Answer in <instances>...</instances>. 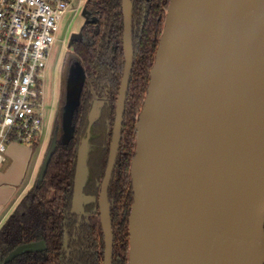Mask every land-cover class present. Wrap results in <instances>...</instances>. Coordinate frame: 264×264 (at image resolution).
<instances>
[{
	"label": "water",
	"instance_id": "1",
	"mask_svg": "<svg viewBox=\"0 0 264 264\" xmlns=\"http://www.w3.org/2000/svg\"><path fill=\"white\" fill-rule=\"evenodd\" d=\"M122 5L126 65L100 194L104 264H114L109 189L134 67L133 0ZM82 14L96 21L88 7ZM81 37L73 33L70 44ZM82 70L68 78L63 131L59 137L58 125L53 133L37 185L59 140L75 136ZM98 106L78 151L77 213L92 199L84 189ZM136 130L130 264H264V0H171ZM45 247L21 244L7 261Z\"/></svg>",
	"mask_w": 264,
	"mask_h": 264
},
{
	"label": "trees",
	"instance_id": "2",
	"mask_svg": "<svg viewBox=\"0 0 264 264\" xmlns=\"http://www.w3.org/2000/svg\"><path fill=\"white\" fill-rule=\"evenodd\" d=\"M136 23V62L130 92L128 94L124 133L120 153L110 187L113 203L112 218L115 229L114 264H130L129 215L134 193L131 177V163L137 146L136 123L143 108L150 82V71L154 64L165 19L171 0H133ZM123 0H89L88 7L98 15L96 24L86 30V38L76 42L74 51L85 67L86 79H99L96 88L85 89L75 112V136L68 142L59 140L45 179L40 185L36 181L23 196L14 211L0 228V264H64L66 249L65 235L86 237L78 242L72 264H104V234L93 217L84 218L78 228L79 215L72 213L75 193V177L78 151L87 136L91 100L96 94L109 91L115 101L123 76L125 63L122 46L124 30ZM94 26V27H93ZM118 65L112 88L108 85L111 67ZM100 110L90 136V150L87 165L89 178L84 192L98 195V184L105 176L112 129L107 118L114 119L115 104ZM62 112L56 126L61 124ZM55 126V128H56ZM54 128V130H55ZM54 133V132H53ZM62 134L60 127L59 137ZM97 198V197H95ZM97 203H91L86 210H93ZM45 241L44 250L25 251L10 261L8 255L19 245ZM71 240V239H70Z\"/></svg>",
	"mask_w": 264,
	"mask_h": 264
},
{
	"label": "built area",
	"instance_id": "3",
	"mask_svg": "<svg viewBox=\"0 0 264 264\" xmlns=\"http://www.w3.org/2000/svg\"><path fill=\"white\" fill-rule=\"evenodd\" d=\"M88 0H0V166L11 144L44 146L50 112L45 72L62 22ZM41 152V151H39Z\"/></svg>",
	"mask_w": 264,
	"mask_h": 264
},
{
	"label": "rangeland",
	"instance_id": "4",
	"mask_svg": "<svg viewBox=\"0 0 264 264\" xmlns=\"http://www.w3.org/2000/svg\"><path fill=\"white\" fill-rule=\"evenodd\" d=\"M84 23L85 17L82 13L76 15L73 20L72 14H69L63 19L62 32L64 30L68 31L65 36L66 42L62 44V42L59 41L54 45L50 59L47 63L45 72V99L48 105V110L50 112L48 137L44 146L28 144L31 145V147L34 149L35 154L39 151L42 152L41 163L44 159L51 138L53 136L57 117L61 114L63 106L66 102L68 78L69 76H71V74H73L74 77L77 73L81 72L82 69L85 70L84 65L82 64L80 58L77 56L78 54L72 48L69 49V46L67 44L71 32L79 30ZM36 179L37 177L35 178V181ZM35 181L32 186L35 184Z\"/></svg>",
	"mask_w": 264,
	"mask_h": 264
},
{
	"label": "flooded vegetation",
	"instance_id": "5",
	"mask_svg": "<svg viewBox=\"0 0 264 264\" xmlns=\"http://www.w3.org/2000/svg\"><path fill=\"white\" fill-rule=\"evenodd\" d=\"M88 2H89V0H88ZM88 2H87V4H88ZM87 4H86V7H88ZM88 9L91 11L90 18H92V19L96 18V21L95 22H86V18H85V23L83 24V26L79 30L71 32L70 37H69V39L67 41L69 49L72 48L74 50L76 42L84 41L85 38H86V33H87L86 30H88V28L92 27V25L96 24L98 22V20H99L98 15L95 14L94 11L91 8L88 7ZM83 10H82V12H83ZM82 12H80V13H82ZM123 16H124V13H123ZM133 30H134L133 38H134V45H135V33H136V30H137V27H136V23H135V19H134V1H133ZM80 32L82 33V37L79 38L78 40H74L70 44V40H71V37H72L73 33H80ZM122 46H123V52H124V30H123V35H122ZM136 55L137 54H136L135 47H134V67H133V71H132V75H131L130 88H131V84H132L131 82H132L133 73H134V69H135ZM124 59H125V63H124V66H123V76H124L125 65H126L125 52H124ZM112 64L114 66L111 67V72L109 73V76H108V78H109V80H108L109 88H112L113 84L117 81V78L115 77V75H116V70H117L118 65L115 62L112 63ZM123 76H122V79H123ZM122 79H121V83H122ZM98 82H99V79L96 78L93 81L91 78L88 77V74H87L85 89L87 90L88 88H93V87L96 88ZM120 87H121V84H120ZM130 88H129V92H130ZM119 91H120V88H119ZM129 92H128V94H129ZM117 100H118V98L115 101L111 98V95L109 94V91H107V92H105L103 94L102 93L101 94H96L91 100V104H92L91 109H92L95 101L99 105L98 107L100 109H104L107 106V111L108 110L110 111V109H111L110 106L113 103L115 104L114 119L107 118V120H106L109 129L110 130L112 129V131H111L112 135H113V128H114V124H115V118H116ZM127 101H128V98H127ZM126 108H127V104H126ZM125 115H126V112H125ZM124 123H125V116H124ZM59 126L61 127V124ZM123 133H124V127H123ZM122 137H123V135H122ZM111 141H112V136H111ZM111 141H110V146H111ZM110 146H109V155H110ZM120 147H121V144H120ZM119 153H120V150H119ZM109 155H108V158H107V165H108ZM118 157H119V154H118ZM117 161H118V158H117ZM116 165H117V162H116ZM106 168H107V166H106ZM115 169H116V167H115ZM105 172H106V170H105ZM114 173H115V171H114ZM113 177H114V175H113ZM103 180H104V178H103ZM103 180L101 182H99V184H98V187H99L98 195H94L93 192H90L89 194L85 193L87 196L92 197V199L90 200L89 203L84 204V210H82L81 212H78V213L72 211V213L79 215V222H78V225H77L78 228L80 227V224H81V222H82V220L84 218L86 219V217L87 218L88 217H93L94 221H96L98 223V226L99 227L101 226L102 232L104 234L103 225H102V221H101V209H100V194H101ZM95 197H97V198H95ZM109 199H110V202H111V216H112L113 203H112L111 198H110V189H109ZM93 202L95 203V205L97 203V206L93 210H90V211L86 210V207L89 204L93 203ZM112 221H113V218H112ZM113 229H114V223H113ZM86 240H87L86 237L81 236V234H78V235L75 234V235L72 236V238H70V236L68 234L65 235L64 246H65V249H66V257H65V263L64 264H72L76 260L75 257H74L77 254L76 251L81 248L80 245L78 244V242L79 241L80 242L81 241L85 242ZM104 242H105V234H104ZM114 254H115V229H114ZM104 259H105V248H104Z\"/></svg>",
	"mask_w": 264,
	"mask_h": 264
},
{
	"label": "crops",
	"instance_id": "6",
	"mask_svg": "<svg viewBox=\"0 0 264 264\" xmlns=\"http://www.w3.org/2000/svg\"><path fill=\"white\" fill-rule=\"evenodd\" d=\"M42 152L28 144L13 143L0 166V228L30 190L41 165Z\"/></svg>",
	"mask_w": 264,
	"mask_h": 264
}]
</instances>
